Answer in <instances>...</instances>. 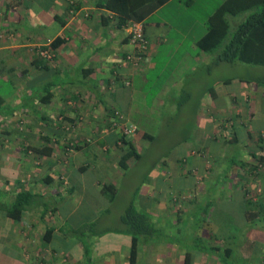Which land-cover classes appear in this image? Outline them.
Wrapping results in <instances>:
<instances>
[{"label":"crops","instance_id":"0c3cea01","mask_svg":"<svg viewBox=\"0 0 264 264\" xmlns=\"http://www.w3.org/2000/svg\"><path fill=\"white\" fill-rule=\"evenodd\" d=\"M12 1L18 4L9 7ZM41 1L0 0V146L4 142L18 146L13 153L0 147V192L3 201L26 190L53 203L48 210L38 206L26 211L19 222L0 210V264H130L131 236L124 229L91 243L81 237L85 225L79 236L71 237L73 245L64 246L72 233L64 231L67 213L52 214L63 202L56 200H69L79 192L87 194L84 207L95 212L106 195L112 204L119 197L115 177L122 178L137 164L142 150L132 139L138 158L128 159L125 169L120 166L124 150L97 151L94 143L115 148L117 132L110 129V111H120L126 124L140 127L138 121L145 118L137 111L174 103L175 95L188 100L195 83L187 75L194 73L197 80L196 69L202 63L206 67L228 63L218 58L244 21L237 24L235 17L257 9L226 13L227 36L219 47L205 52L197 42L207 28L195 37L193 23L150 20L171 4H181L169 0L142 22L148 55L134 68L122 64L131 50L127 24L104 7L107 0H48L44 6ZM192 2L184 5L188 8ZM56 38L62 43L53 59L43 61L38 52ZM235 63L242 62L229 64ZM181 70L187 73L185 78ZM204 96L208 98L198 108L188 110L193 121L186 126L188 134L171 147L177 154L160 158L162 172L151 173L148 184L135 190V209L147 213L156 227L162 224L158 228L164 231L139 240L133 264H185L187 254L189 264H264V78H224ZM62 116L73 132L62 129ZM141 135L149 143L155 137L146 131ZM87 137L93 144L62 156L59 144ZM26 147L36 151L52 147V153L28 157ZM97 172L101 178L92 177ZM165 176H170L167 183L170 180L186 194L179 201H172L170 189L160 184ZM63 184L70 195L61 193ZM82 202L74 201L69 211Z\"/></svg>","mask_w":264,"mask_h":264},{"label":"rangeland","instance_id":"374dc122","mask_svg":"<svg viewBox=\"0 0 264 264\" xmlns=\"http://www.w3.org/2000/svg\"><path fill=\"white\" fill-rule=\"evenodd\" d=\"M40 1V0H39ZM181 4L178 5V3H173L169 7H166L162 11H160L158 14L153 16L151 18V21H160L162 19L167 20L168 22L172 23H193V35L195 37L202 36L206 31V20L208 17L213 13V11L220 5L222 0H193L192 3H189V6H185V1L187 0H180ZM43 6L48 4V0H42L41 1ZM250 15V12L240 14L237 17H235V20L237 21V24L245 20L246 17ZM174 65V63L172 64ZM184 69L186 71V67L184 66ZM184 70H181L180 73L183 74V77L185 78V75L187 74ZM197 77L196 80L194 78L193 74H188L187 76H190L189 79L192 80L193 83H195V89L191 90L192 94L189 96L184 95H175L172 96V98L176 99L174 103H171L170 101L166 103L163 106H159V109L157 108L158 104H156V108H154L152 111H145L143 109L137 111V116H141L145 119L138 121L139 124L142 126L136 127L132 126V124H126V121L124 119V116H122V113L120 111H115L118 114H114L111 116L113 119V122H111L112 132H117V136H123L126 139L135 140V145L137 150L142 152L141 158L138 161L137 164L134 166L131 165L130 168L127 169V172L125 175L120 178L116 176L117 183V189H118V195L115 199V201L111 204L108 200V196H104V201L101 202L97 207L99 212H95L93 210H90L87 207H84V201L87 197V194H85V197L79 194V192H76L72 196H70L66 200L65 197H61L56 200V202H62V204L59 206L58 210L52 211V214L54 216H64L62 214L67 213V226L64 228L65 233H72V235L69 237V239L64 241V246H72V239L73 236H79L80 234L78 231L82 228V226L87 228L84 232L83 237L84 240H88L89 242H95L97 238L106 236L107 238H113L115 233H119L118 230L124 229L123 225L120 222V217L123 211H125L126 208L129 206H132L133 204L136 206L137 204V194L135 190L138 191L142 190V187L148 184L147 180L148 176H150L151 173H161V164L163 160H168L169 157H171L173 154H177V148L173 151L171 147H174L178 142L179 138L182 137L186 131V126L190 123H192L193 119L191 118V115L193 114L192 111H188L189 109L192 110L194 107L198 108L199 104H201V101L204 97L208 98V96H204L207 89L211 87L215 82H218L224 78H234V79H242V78H264V67L261 66H250L245 65L242 63H235V64H229V63H217L212 62L211 66L206 67L201 64L200 69H196ZM155 84H158V82H155ZM147 97V96H143ZM138 109L141 108L142 105H137ZM161 107V108H160ZM167 109V110H162ZM145 114V115H144ZM147 116V117H146ZM117 119V120H115ZM149 122V124L147 123ZM113 123V126H112ZM69 128V127H68ZM64 129L65 132H73V128L70 127L69 129ZM136 128L139 130V133L137 132ZM12 129V128H10ZM15 129V128H14ZM19 130V129H18ZM70 130V131H69ZM133 130V131H132ZM22 131V130H20ZM146 131L149 133H154L155 137L154 139L149 143L146 141L145 137L141 135V132ZM68 134V133H67ZM188 133H186L187 135ZM92 137L83 138L82 140H78L76 142L69 143L64 142L63 144H59L63 146V152L62 156H64V152L71 155L79 146L83 145H91ZM4 145H1L0 147H3V150H10L11 153L14 152V148L18 147L16 143H8L4 142ZM54 143V145H57ZM95 147H97V151H102L103 153H106V151L115 150L116 151H123L124 145L119 137H117L115 142V148L112 147L113 145L109 144H93ZM30 147L25 148V152H27V149ZM55 150L58 149V147H54ZM71 150V151H69ZM121 151V152H122ZM170 151V154L168 155V152ZM32 153L28 152L27 156H31ZM168 155V156H167ZM168 157V158H165ZM161 158V159H160ZM173 160L176 162L175 158ZM12 161V160H11ZM186 161V160H185ZM189 162V158L187 159L186 165ZM15 164V163H14ZM41 163H39L40 165ZM170 167L172 165H169ZM164 168V167H163ZM162 168V169H163ZM160 170V171H159ZM97 175L95 176V173L92 174V177H102V175L97 172ZM7 177V175H6ZM4 176V178H6ZM166 178L165 182H161L160 184L165 186V188H169V194L172 201L180 200V197L183 195H186L185 193L181 192L178 188H175L171 185V181L167 183V178L170 179V176L164 177ZM63 178H60V180ZM172 179V178H171ZM63 191H61L64 195H70L68 189H66V186L63 184V187H61ZM168 196V191H166ZM136 194V195H135ZM92 196V195H91ZM96 197V196H95ZM94 197V198H95ZM45 199V197H43ZM99 199L101 200V197H96L97 204L99 203ZM41 202V197H40ZM46 200V199H45ZM187 199H183V201H186ZM191 200V199H190ZM74 201L76 203L83 201L76 210L69 211L70 204L71 206L74 204ZM189 201V200H188ZM46 203L52 204L53 201L47 200ZM95 207V206H94ZM41 211H43V208H41ZM195 211V210H193ZM197 211L192 213L191 215H196ZM187 215V217L191 216ZM162 225V224H161ZM161 225L158 223L157 226L161 227ZM42 228V226H40ZM155 226V228L158 229L157 235H162L164 229L158 228ZM82 230V229H81ZM38 231V230H36ZM103 240H101L102 242ZM108 243V242H107ZM0 245H2L0 243ZM103 245V243H102ZM108 245V244H107ZM201 246H205V244H201ZM3 247V246H0ZM5 248V246H4ZM8 248V247H7ZM12 248V247H11ZM7 249H5L6 251Z\"/></svg>","mask_w":264,"mask_h":264},{"label":"trees","instance_id":"16d2710c","mask_svg":"<svg viewBox=\"0 0 264 264\" xmlns=\"http://www.w3.org/2000/svg\"><path fill=\"white\" fill-rule=\"evenodd\" d=\"M167 1L169 0H107L104 7L108 11L118 15L125 24L127 21L142 23L147 16ZM240 1L243 0H236V3L235 0L224 1L207 20V32L197 44L205 52L216 49L228 34L229 25L224 17L225 14L234 15L240 11L249 9V7H256L257 10L238 25L228 43L221 50L218 60L228 63L240 61L253 66L264 65V46L263 40H261L264 38V0H245L244 4ZM17 4L12 1L9 7H15ZM258 31L263 33L257 36ZM61 43L62 39L56 38L50 43L49 48L54 51ZM42 60L46 61L45 59ZM115 111H110V115L113 116ZM59 118L60 122L65 125L64 117ZM66 128H68L66 125L64 128L62 127L63 130H66ZM117 137L121 139L124 145L125 154L122 156L120 166L125 169V162L131 157L138 158V155L130 139H126L121 135ZM51 148L44 147V149L37 151L33 148H28L27 152L32 153V155L41 153V155L49 156L52 153ZM2 198L3 196L0 192V210L14 222H19L24 213L32 208H37L38 206H41L44 210H48L49 208L48 203H45L43 198H41L40 202V196L26 190L16 192L7 201L1 200ZM111 198L109 197L108 199ZM42 214L44 215L45 212H42ZM120 222L124 227V232L131 236L130 264H133L139 240L156 236L158 229L152 224L151 218L147 213L136 210L133 205L123 211ZM81 229L78 233L82 231ZM50 233L51 230L47 229L46 234ZM47 239L48 236H46ZM185 264H189L188 254L185 257Z\"/></svg>","mask_w":264,"mask_h":264},{"label":"built area","instance_id":"2783aa9c","mask_svg":"<svg viewBox=\"0 0 264 264\" xmlns=\"http://www.w3.org/2000/svg\"><path fill=\"white\" fill-rule=\"evenodd\" d=\"M126 24L129 31L128 44L131 47V50L124 55L122 64L131 65L134 68H139L142 65L145 57L148 55L149 42L145 35V28L143 23L141 22L128 21ZM38 53L42 59L48 61L52 60L54 57V51H52L49 46L40 49ZM123 84L128 86L129 82L123 81ZM115 114L117 115L118 113L116 112ZM65 154L67 153L65 152Z\"/></svg>","mask_w":264,"mask_h":264}]
</instances>
